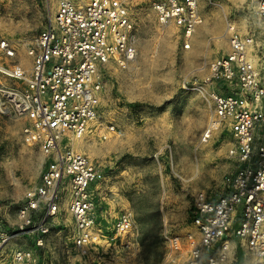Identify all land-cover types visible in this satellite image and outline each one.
<instances>
[{
  "label": "built area",
  "instance_id": "1",
  "mask_svg": "<svg viewBox=\"0 0 264 264\" xmlns=\"http://www.w3.org/2000/svg\"><path fill=\"white\" fill-rule=\"evenodd\" d=\"M52 13L28 51L29 71L12 63L15 51L1 42L0 113L24 117L26 137L47 153L40 180L18 210V222L0 218V264H39L40 250L60 215L70 224L65 247L78 251L94 242V199L103 174L85 154L75 153L62 138H81L97 121L102 78L107 65L125 67L137 55L134 23L123 0H45ZM156 20L174 27L182 49L201 22L198 0H155ZM227 50L211 64L212 128L223 126L232 138L234 168L216 198L199 192L185 240H171L172 251L185 246L182 264H264V0L231 18ZM129 224L121 215L113 224L118 235ZM32 239V246L22 244ZM70 247V248H69Z\"/></svg>",
  "mask_w": 264,
  "mask_h": 264
},
{
  "label": "rangeland",
  "instance_id": "2",
  "mask_svg": "<svg viewBox=\"0 0 264 264\" xmlns=\"http://www.w3.org/2000/svg\"><path fill=\"white\" fill-rule=\"evenodd\" d=\"M123 1L134 23L137 55L124 68L105 67L98 117L89 132L62 138L103 174L94 199L95 240L67 252L70 217L63 211L59 220L65 229L53 226L39 264H182L186 244L173 252L171 240L184 241L192 231L196 194L216 198L234 168L227 129L220 126L202 139L213 118L210 67L227 50L228 21L247 12L254 0H198L201 22L188 50L182 49L176 28L156 20L155 0ZM54 5L0 0V46L7 42L15 51L9 61L30 70L28 51ZM28 126L22 116L0 113V218L10 224L18 222V210L48 159L40 144L26 137ZM75 140L81 143L76 146ZM121 215L129 224L117 235L113 224ZM21 243L33 245L30 237ZM248 262L239 251L236 264Z\"/></svg>",
  "mask_w": 264,
  "mask_h": 264
},
{
  "label": "bare ground",
  "instance_id": "3",
  "mask_svg": "<svg viewBox=\"0 0 264 264\" xmlns=\"http://www.w3.org/2000/svg\"><path fill=\"white\" fill-rule=\"evenodd\" d=\"M225 35V34H224ZM213 113V114H212ZM211 114L214 116V112H212ZM213 121V118L211 119V122ZM211 122H210V125H211ZM218 129V126H215V127H213L212 128V132L213 131H216ZM81 143V141L80 140H75V142H74V144H76V146L77 145H79Z\"/></svg>",
  "mask_w": 264,
  "mask_h": 264
}]
</instances>
